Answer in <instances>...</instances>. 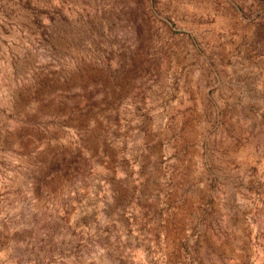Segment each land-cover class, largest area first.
<instances>
[{
  "label": "rangeland",
  "instance_id": "374dc122",
  "mask_svg": "<svg viewBox=\"0 0 264 264\" xmlns=\"http://www.w3.org/2000/svg\"><path fill=\"white\" fill-rule=\"evenodd\" d=\"M0 264H264V0H0Z\"/></svg>",
  "mask_w": 264,
  "mask_h": 264
}]
</instances>
